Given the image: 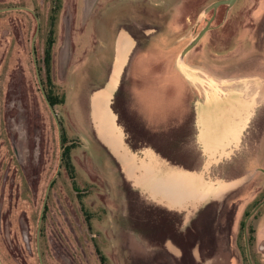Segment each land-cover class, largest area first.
I'll return each instance as SVG.
<instances>
[{
	"label": "rangeland",
	"instance_id": "1",
	"mask_svg": "<svg viewBox=\"0 0 264 264\" xmlns=\"http://www.w3.org/2000/svg\"><path fill=\"white\" fill-rule=\"evenodd\" d=\"M215 1L22 0L23 7L38 17L40 28L35 36L38 22L34 14L23 10L21 67L9 65L5 72L7 125L0 130L3 264H41L36 235L51 181L40 236L44 264H194L188 256L168 260L163 252L168 239L185 251L194 244L199 246L195 264H250L248 257L252 264H264V204L248 219L244 232L248 215L264 201V174L257 165L258 161L264 163V107L248 131L242 166L238 159L236 169L238 173L251 170L250 177H262L249 179L242 191L247 192L244 210L237 211L236 205L211 207L183 228L181 218L167 216L132 195L118 172V162L98 142L91 120L90 96L110 78L121 35L132 37L136 43L121 73L122 84L115 99L128 132L134 129L121 104L128 107L135 84L143 103L147 94L174 95L176 90L169 80L189 91L173 62L183 64L181 52L213 17V11L206 8ZM59 2L47 70L46 42L53 36L51 17ZM215 18L206 38H210L212 54L218 51L226 74L233 79H264V0L222 5ZM33 42L45 91L65 97L64 104L55 106L59 127L39 88ZM16 56L14 46L8 63ZM255 85L264 95V86ZM187 100L178 98L170 110L168 106L163 109L173 115L186 113L190 110ZM175 121V117H168L160 127L169 128ZM59 129L64 146H60ZM135 131L139 140L130 134L132 145L149 143L168 158L179 162L186 158L171 136L159 134L150 139L146 133ZM245 162L248 169L244 170ZM235 199L233 195L221 203ZM215 239L216 249L212 244ZM212 257L214 260L209 259Z\"/></svg>",
	"mask_w": 264,
	"mask_h": 264
},
{
	"label": "crops",
	"instance_id": "2",
	"mask_svg": "<svg viewBox=\"0 0 264 264\" xmlns=\"http://www.w3.org/2000/svg\"><path fill=\"white\" fill-rule=\"evenodd\" d=\"M207 32L198 42L201 47H193L183 64L173 62L175 72L189 86V91L169 80L176 90L174 95L147 94L143 103L135 84L126 111L134 129L130 133L137 129L155 136H171L186 157L183 162L164 156L153 144L136 148L130 144L115 109L123 74L116 82L110 77L101 90L90 96L91 120L97 140L118 162V172L132 195L167 216L181 218L182 228L211 207L236 205L237 211H243L247 192L242 191L248 187L249 179L262 180V177H250L251 170H245L248 162L243 164L245 172L238 173L236 169L238 159L242 166L248 131L258 110L264 107V95L255 88V84L264 86V79L258 76L233 79L231 74L227 75L224 66H220L218 51L212 54ZM120 41L128 62L135 39L123 35ZM176 95L180 100L188 98V112L173 115L164 111V106L170 110L178 100ZM168 117H175L176 121L162 129L160 125L167 122ZM260 139L256 142V154ZM257 165L264 174V163L258 161ZM233 195L236 197L233 202L221 203ZM198 247L194 244L191 250L185 251L168 239L163 252L170 261H179L184 255L195 264Z\"/></svg>",
	"mask_w": 264,
	"mask_h": 264
},
{
	"label": "flooded vegetation",
	"instance_id": "3",
	"mask_svg": "<svg viewBox=\"0 0 264 264\" xmlns=\"http://www.w3.org/2000/svg\"><path fill=\"white\" fill-rule=\"evenodd\" d=\"M9 2H13L14 4H12V6H9V5H7ZM23 10H25V9H24V7L22 5V0H21V3H20V0H0V130H5L6 129V125H7V107H6V102H7V79H6V75H5L6 68L9 67V65L10 66L11 65L12 66H16V67H21V63H22V61H21V52L23 50L24 40H25V32H24V29H23V15H22ZM213 15H214V13H212V16ZM215 17H216V13H215L213 21L216 19ZM213 21L210 24V28L212 26ZM14 46L17 49V56L15 58V61L14 62L12 61L9 64L8 60L10 58V55H11V52H12ZM33 49H34V53H33ZM31 50H32V56L35 55V57H36V45H35V42L32 43ZM18 52H19L20 58L18 56ZM33 60H34V58H33ZM34 65H35V62H34ZM35 70H36V66H35ZM36 77H37V80H38L37 72H36ZM41 82H42V80H41ZM38 84H39V81H38ZM42 85H43V82H42ZM39 88L41 90L40 84H39ZM43 88H44V85H43ZM44 91H45V89H44ZM41 92H42V90H41ZM45 93L47 95L48 92L45 91ZM42 95H43V93H42ZM43 97H44V95H43ZM47 98H48V95H47ZM44 100H45V98H44ZM48 100H49V98H48ZM45 102H46V100H45ZM46 104H47V102H46ZM48 108H49V106H48ZM53 109L55 111V106H53ZM49 110L51 111L50 108H49ZM51 113L53 114L52 111H51ZM53 116H54V114H53ZM54 118L55 119L57 118V114H56V117L54 116ZM57 123H58V127H59V122L57 121ZM4 127H5V129H4ZM62 137H63V134L60 133V129H59L60 146H64L65 145V142L62 139ZM65 151H66V149L63 150L62 161H63L64 156L66 155ZM52 182L53 181H51L49 183V186L47 187L46 195H45V199H44V201L46 200V205H45L44 211L42 213V209H43V206H44V201H43V205H42V209H41V215H40L39 222H38L37 235H36V239H37V255H38V239H39V248H40V239H41L40 236H41L42 221L44 219V213H45V210H46L47 200H48L49 191H50ZM40 219H41V223H40ZM247 221L248 220L246 219V221L244 223V226H245V224H247ZM39 223H40V229H39ZM38 229H39V232H38ZM244 232L246 233L245 229H244ZM245 237H246V234H245ZM212 244L214 245V249H216V247L218 245V242H216V239L214 240V243H212ZM209 249H210V247H209ZM214 249H213V252H214ZM211 251H212V248H211ZM215 252H217V250ZM248 255H249V253H248ZM212 256H214V255L212 254ZM41 257H42V255H41ZM184 257L185 256L183 255V257H181V259L184 258ZM187 258L189 259V257H187ZM209 259L210 260H214V257L209 258ZM42 260H43V258H42ZM38 261L40 262L39 255H38ZM248 261H249L250 264H252L251 259H249V257H248ZM203 264H205V263H203Z\"/></svg>",
	"mask_w": 264,
	"mask_h": 264
},
{
	"label": "water",
	"instance_id": "4",
	"mask_svg": "<svg viewBox=\"0 0 264 264\" xmlns=\"http://www.w3.org/2000/svg\"><path fill=\"white\" fill-rule=\"evenodd\" d=\"M237 0H218V1H215V2H213L211 5H209L207 8H206V11L208 12V11H213V13H214V15H213V17L207 22V25L198 33V35L184 48V50L181 52V55H180V60L181 61H183V59H184V57L186 56V54L193 48V47H195L196 45H197V43L201 40V38L205 35V33L210 29V24H211V22L213 21V19H214V16H215V13H216V11H217V9L220 7V6H222V5H227V6H233L234 4H235V2H236ZM25 10H28V11H30L31 13H33L34 14V16H35V18H36V20H37V22H38V25H37V29H36V33H35V36L38 34V32H39V28H40V25H39V19H38V17L35 15V13L34 12H32L30 9H28V8H24ZM121 36H123V35H121ZM120 44H122L121 43V41H120V39H119V41H118V47H117V52H116V62H115V65H116V63H117V60H118V58H119V55H120V51H121V45ZM119 46H121V47H119ZM33 53H34V49H33ZM122 55H124V57H125V60H124V64H123V66L120 68V72H119V76H118V79H119V77H120V75H121V73H122V71H123V68L125 67V65H126V63H127V55H126V52L124 51L123 52V49H122ZM34 61H35V66H36V72H37V76H38V81H39V84H40V87H41V90H42V93H43V95H44V98H45V100H46V102H47V104H48V106H49V108L51 109V111L53 112V114H54V116L56 117V113H55V111H54V109H53V106H52V104L50 103V101L48 100V98H47V95H46V93H45V91H44V88H43V85H42V82H41V78H40V75H39V68H38V66H37V61H36V58H35V55H34ZM114 69H115V66H114ZM113 73H114V70H113V72L111 73V79H113ZM117 79V80H118ZM56 120H57V118H56ZM58 121V120H57ZM264 204V201L262 202V203H260L259 205H257L256 206V208L254 209V211H252L249 215H248V217H247V220L254 214V212L260 207V206H262ZM45 205H46V200L44 201V206H43V209H42V213H43V211H44V208H45ZM42 218V217H41ZM40 223H41V219H40ZM40 223H39V229H40ZM246 228V224H245V226H244V229ZM39 229H38V232H39ZM246 230V229H245ZM38 255H39V260H40V263L41 264H43V260H42V257H41V253H40V248H39V239H38ZM0 264H3V262L1 261V259H0Z\"/></svg>",
	"mask_w": 264,
	"mask_h": 264
},
{
	"label": "trees",
	"instance_id": "5",
	"mask_svg": "<svg viewBox=\"0 0 264 264\" xmlns=\"http://www.w3.org/2000/svg\"><path fill=\"white\" fill-rule=\"evenodd\" d=\"M60 8H61V4H60V2L59 3H57V5H56V8L54 9V15L51 17V25H53L52 26V29H51V32H52V38L50 39V38H48L47 39V45H46V50H45V63H46V65H47V70H49L50 69V64H51V60H52V52H51V48H52V44H54V35H55V31H54V27H55V21L57 20V13H58V11L60 10ZM47 95H48V98H49V100H50V102H51V104L53 105V106H56V105H62V104H64V102H65V97H60V96H58V95H56L54 92H51V93H47ZM116 102V101H115ZM122 106V112H123V115L125 114V115H127L126 114V111L128 112V107H125V105H124V103L122 102V104H121ZM115 109L117 110V108L115 107ZM118 111V110H117ZM119 113V112H118ZM120 119V118H119ZM122 122V121H121ZM123 123V122H122ZM123 125L125 126V124L123 123ZM126 127V126H125ZM127 130V129H126ZM129 131V130H128ZM127 131V134H128V140H129V135L130 134H132V137H134V135H135V138H137L138 140H139V137L135 134L136 132H134V133H130V132H128ZM145 133V132H144ZM146 135H149L148 137H150V139H153L154 137H155V135L153 134V133H146ZM149 139V140H150ZM129 142H130V140H129ZM130 144H131V142H130ZM144 143H142L141 145H133V147H140V146H142ZM149 144V143H148ZM132 145V144H131ZM158 150V149H157ZM159 151V150H158Z\"/></svg>",
	"mask_w": 264,
	"mask_h": 264
},
{
	"label": "bare ground",
	"instance_id": "6",
	"mask_svg": "<svg viewBox=\"0 0 264 264\" xmlns=\"http://www.w3.org/2000/svg\"><path fill=\"white\" fill-rule=\"evenodd\" d=\"M124 46V45H123ZM122 48V47H121ZM123 49V48H122ZM122 49L120 51V55H119V58L117 60V63L115 65V69H114V73H113V80L114 82L117 81L118 79V76H119V72H120V68L123 66L124 64V60H125V57L124 55H122Z\"/></svg>",
	"mask_w": 264,
	"mask_h": 264
}]
</instances>
